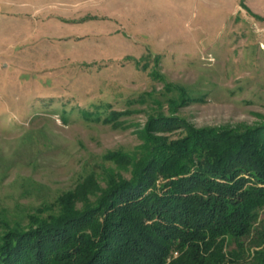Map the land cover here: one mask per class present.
Returning <instances> with one entry per match:
<instances>
[{"label":"rangeland","instance_id":"374dc122","mask_svg":"<svg viewBox=\"0 0 264 264\" xmlns=\"http://www.w3.org/2000/svg\"><path fill=\"white\" fill-rule=\"evenodd\" d=\"M263 124L264 0H0V244L149 139Z\"/></svg>","mask_w":264,"mask_h":264},{"label":"trees","instance_id":"16d2710c","mask_svg":"<svg viewBox=\"0 0 264 264\" xmlns=\"http://www.w3.org/2000/svg\"><path fill=\"white\" fill-rule=\"evenodd\" d=\"M248 130L147 140L115 161L125 179L76 187L83 210L60 199L56 218L9 230L0 264H264V124Z\"/></svg>","mask_w":264,"mask_h":264}]
</instances>
